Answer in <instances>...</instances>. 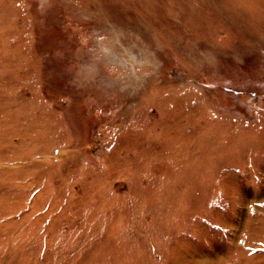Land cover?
<instances>
[{
	"label": "rangeland",
	"instance_id": "1",
	"mask_svg": "<svg viewBox=\"0 0 264 264\" xmlns=\"http://www.w3.org/2000/svg\"><path fill=\"white\" fill-rule=\"evenodd\" d=\"M0 264H264V0H0Z\"/></svg>",
	"mask_w": 264,
	"mask_h": 264
}]
</instances>
